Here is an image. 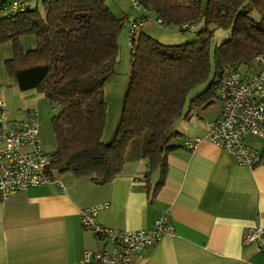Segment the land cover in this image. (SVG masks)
Wrapping results in <instances>:
<instances>
[{
	"label": "trees",
	"instance_id": "16d2710c",
	"mask_svg": "<svg viewBox=\"0 0 264 264\" xmlns=\"http://www.w3.org/2000/svg\"><path fill=\"white\" fill-rule=\"evenodd\" d=\"M13 1L0 0V45L13 46L5 67L20 91L34 90L59 107L50 120L56 140L55 151L48 154L50 177L70 172L104 184L121 173L126 161L140 158L146 164L145 179L159 175L156 191L167 155L176 147L175 126L185 116L188 94L208 80L211 61L214 79L191 101L194 106L211 104L220 68L246 73L264 52V0H187L186 5L136 0L142 11L126 20L127 29L149 14L159 26L185 31L202 21L205 29L196 41L177 45L148 37L142 26L134 32L120 110L104 137L103 86L115 73L123 20L112 15L105 0H43L40 9L38 0L34 8L33 0H21L16 8L11 7ZM208 26L229 29L228 37L213 49ZM23 36L35 38L32 49H21L18 40Z\"/></svg>",
	"mask_w": 264,
	"mask_h": 264
},
{
	"label": "crops",
	"instance_id": "0c3cea01",
	"mask_svg": "<svg viewBox=\"0 0 264 264\" xmlns=\"http://www.w3.org/2000/svg\"><path fill=\"white\" fill-rule=\"evenodd\" d=\"M18 43L27 51L35 38L23 36ZM12 56L11 42L0 45V99L6 116L23 121L34 114L41 147L50 154L56 148L51 125L36 115L46 98L19 90L5 67ZM126 79L115 72L104 83V137L118 116ZM193 106L176 123V147L167 155L156 191L158 173L145 179L146 164L139 158L126 161L121 173L104 184L70 172L53 173L46 184L0 198V264H83L84 250L104 248V240L82 226L81 212L91 207L98 209L96 222L116 232L151 228L168 213L173 232L134 253L132 264H264L258 248L242 240L247 229H264V143L257 148L247 137L260 161L251 167L236 164L231 154L204 139L206 124L219 118L222 102ZM188 138L202 140L190 150L184 146Z\"/></svg>",
	"mask_w": 264,
	"mask_h": 264
},
{
	"label": "built area",
	"instance_id": "2783aa9c",
	"mask_svg": "<svg viewBox=\"0 0 264 264\" xmlns=\"http://www.w3.org/2000/svg\"><path fill=\"white\" fill-rule=\"evenodd\" d=\"M21 0L12 2L19 6ZM133 6L139 10L136 0ZM142 9V8H141ZM146 19H137L128 26V44L134 32ZM160 24L159 21H156ZM255 66L246 73L232 68H220L216 92L222 101L218 119L206 124L204 139L232 155L236 164L254 166L259 163L257 151L245 142L247 137H264V52L259 54ZM36 114V112H35ZM201 138H188L184 142L192 150ZM50 156L40 144L35 115L23 121L9 120L6 104L0 99V198L30 187L48 183ZM97 208L82 210V226L104 240L99 251L84 250L83 264H132L133 254L145 246L157 243L173 232L168 213L161 214L148 229L116 232L96 222ZM243 243H253L264 256V229L249 228Z\"/></svg>",
	"mask_w": 264,
	"mask_h": 264
},
{
	"label": "rangeland",
	"instance_id": "374dc122",
	"mask_svg": "<svg viewBox=\"0 0 264 264\" xmlns=\"http://www.w3.org/2000/svg\"><path fill=\"white\" fill-rule=\"evenodd\" d=\"M43 0H38L37 7L40 9L42 6ZM180 4L187 3V0H177ZM105 4L112 15L117 19H122L124 22V26L119 34L117 45L119 49L117 63L115 65V72L118 75H127L129 72V60H130V47L128 44V29L126 26V20H132L138 17L141 14V6L136 1V4L140 7L139 10L136 9L135 6L132 4V0H105ZM30 6L32 8L35 7V0L31 1ZM148 19L144 21L143 26L141 27V31L148 37L155 39L156 41L165 44V45H177L182 43H189L196 41L198 39V32L205 29V25L202 21L195 23L191 26L190 29L181 31L177 29L174 25L169 26H159L156 21H154L153 15L149 14L147 16ZM208 30L212 32L210 38V46L213 49L216 45H219L224 39L228 37L229 29H220L214 28L212 26L207 27ZM215 74V67L213 60L211 61V72L209 78L206 82L202 83L201 85L194 87L188 94L187 101L184 107V113L187 112L191 101L200 93L204 92L209 84L213 81ZM216 92V89H215ZM213 94L210 99L211 104L209 106H219L220 102H222L218 94ZM40 106L36 107L37 110V120H45L46 122L50 123L52 117L56 116L59 112V107L56 104H51L47 99H44ZM207 106V107H209ZM196 106L191 107L193 109ZM203 108V107H202ZM204 110V109H203ZM11 120H21L19 118L10 117ZM181 120V119H180ZM179 121V120H178ZM51 125V124H50ZM177 126V125H176ZM250 138H253L249 141ZM248 138V142L253 144L257 148L263 147L264 141L261 137H250ZM247 139V138H246ZM56 142V141H55ZM247 143V140H246ZM248 144V143H247ZM253 148V147H252ZM56 149V148H55ZM255 149V148H254ZM54 152V151H53ZM52 152V153H53ZM51 154V153H50Z\"/></svg>",
	"mask_w": 264,
	"mask_h": 264
}]
</instances>
